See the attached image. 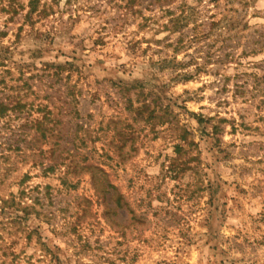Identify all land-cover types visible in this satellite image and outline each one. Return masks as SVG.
Instances as JSON below:
<instances>
[{
  "label": "rangeland",
  "instance_id": "obj_1",
  "mask_svg": "<svg viewBox=\"0 0 264 264\" xmlns=\"http://www.w3.org/2000/svg\"><path fill=\"white\" fill-rule=\"evenodd\" d=\"M0 264H264V0H0Z\"/></svg>",
  "mask_w": 264,
  "mask_h": 264
},
{
  "label": "trees",
  "instance_id": "obj_2",
  "mask_svg": "<svg viewBox=\"0 0 264 264\" xmlns=\"http://www.w3.org/2000/svg\"><path fill=\"white\" fill-rule=\"evenodd\" d=\"M38 0H30V4H36ZM34 10V8H32L28 14H30L32 11Z\"/></svg>",
  "mask_w": 264,
  "mask_h": 264
}]
</instances>
